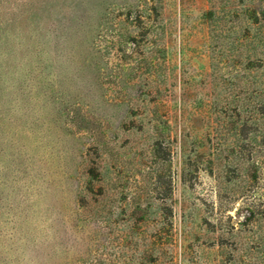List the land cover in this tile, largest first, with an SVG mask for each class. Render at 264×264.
<instances>
[{
  "label": "rangeland",
  "instance_id": "obj_1",
  "mask_svg": "<svg viewBox=\"0 0 264 264\" xmlns=\"http://www.w3.org/2000/svg\"><path fill=\"white\" fill-rule=\"evenodd\" d=\"M0 264H264V0H0Z\"/></svg>",
  "mask_w": 264,
  "mask_h": 264
}]
</instances>
